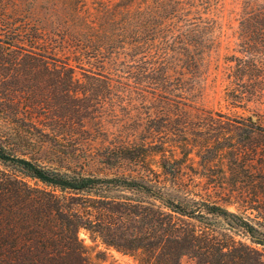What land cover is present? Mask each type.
<instances>
[{
  "label": "trees",
  "instance_id": "1",
  "mask_svg": "<svg viewBox=\"0 0 264 264\" xmlns=\"http://www.w3.org/2000/svg\"><path fill=\"white\" fill-rule=\"evenodd\" d=\"M10 3L0 0V51L12 54L11 63L54 65L65 82L77 80L76 70L87 78L125 79L143 97L172 100L179 110L202 91L226 11V0H47L42 25ZM239 24L240 36L264 37V0L242 2ZM240 46L243 57L226 59L235 63L228 67L227 98L234 107L262 104L254 87L264 78L260 47ZM248 120L241 125L250 135L264 136V126ZM12 136L0 130V264H89L81 229L108 247L140 254L141 264H181L184 256L196 264H264L262 226L217 202L176 199L182 185L154 171L99 178L47 167L10 145ZM160 168L167 178L181 171Z\"/></svg>",
  "mask_w": 264,
  "mask_h": 264
},
{
  "label": "rangeland",
  "instance_id": "2",
  "mask_svg": "<svg viewBox=\"0 0 264 264\" xmlns=\"http://www.w3.org/2000/svg\"><path fill=\"white\" fill-rule=\"evenodd\" d=\"M234 1L226 0L202 91L193 101H184L181 110L172 100L143 97L141 87L132 81L87 78L76 70L77 80L65 82L60 79L64 72L54 65H15L11 53L0 51V130L13 134L10 145L47 167L99 178L153 176L154 171L168 184L182 185L181 192H173L174 198L217 202L264 230V136L250 135L241 125L253 118L264 126L263 71H255L261 77L254 84L263 94L262 104L234 107L226 95L231 87L228 67L235 65L226 59L243 57L240 45L252 41L260 47L256 59L264 61V37L239 35L241 6L246 0H238L241 5ZM47 6V0L10 3L12 9L42 25ZM233 9L236 13L230 14ZM244 81L249 83L247 76ZM128 141L132 146H127ZM164 164L181 171L167 178L160 168ZM184 187L191 196L185 197ZM114 195L152 201L129 192ZM79 236L89 264L142 263L140 254L108 247L85 229ZM180 262L196 264L190 256Z\"/></svg>",
  "mask_w": 264,
  "mask_h": 264
}]
</instances>
